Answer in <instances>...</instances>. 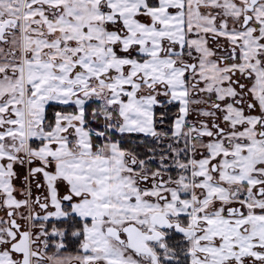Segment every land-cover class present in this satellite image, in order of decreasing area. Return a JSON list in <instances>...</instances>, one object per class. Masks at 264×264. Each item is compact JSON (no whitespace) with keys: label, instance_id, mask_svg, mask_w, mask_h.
Masks as SVG:
<instances>
[{"label":"snow or ice","instance_id":"1","mask_svg":"<svg viewBox=\"0 0 264 264\" xmlns=\"http://www.w3.org/2000/svg\"><path fill=\"white\" fill-rule=\"evenodd\" d=\"M0 264H264V0H0Z\"/></svg>","mask_w":264,"mask_h":264}]
</instances>
